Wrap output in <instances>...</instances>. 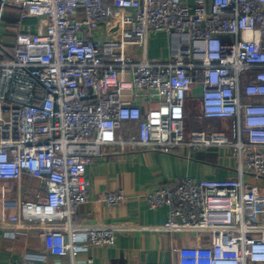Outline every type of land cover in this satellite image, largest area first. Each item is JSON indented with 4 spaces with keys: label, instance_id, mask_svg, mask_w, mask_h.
Masks as SVG:
<instances>
[{
    "label": "built area",
    "instance_id": "2783aa9c",
    "mask_svg": "<svg viewBox=\"0 0 264 264\" xmlns=\"http://www.w3.org/2000/svg\"><path fill=\"white\" fill-rule=\"evenodd\" d=\"M8 9L18 17L3 40ZM23 19L35 27H20ZM111 19L117 39L101 35ZM152 31L171 37L167 57H146ZM131 44L143 46L141 58L127 53ZM188 105L197 113L189 131ZM214 119H229L230 132L204 126ZM125 122L136 134L120 133ZM104 145L229 148L235 176L147 189V206H165L167 219L127 226L206 234L175 248L177 264H264V191L243 180L264 178V0H0V179L20 184L26 174L44 189L0 216L3 236L36 231L42 240L20 264L115 243L122 224L73 221ZM123 199L122 189L105 196L110 207Z\"/></svg>",
    "mask_w": 264,
    "mask_h": 264
},
{
    "label": "crops",
    "instance_id": "0c3cea01",
    "mask_svg": "<svg viewBox=\"0 0 264 264\" xmlns=\"http://www.w3.org/2000/svg\"><path fill=\"white\" fill-rule=\"evenodd\" d=\"M27 20V21H26ZM23 19L20 27L26 25L35 27ZM113 20V21H112ZM115 19L102 24L100 31L104 38L112 39L118 29ZM14 20H6L8 28L2 27L1 37L7 40L14 33ZM108 27L107 36L103 28ZM7 35V36H5ZM115 38V39H117ZM171 37L163 32H150L147 36L145 54L149 59L165 58L171 53ZM127 53L139 59L143 56V46L127 45ZM199 94V89H193V96ZM194 112H198V100L193 98ZM188 105L185 118L186 130L193 129L195 114ZM134 122L122 124L120 133L124 136L136 134ZM209 129L230 132L229 119H214L205 122ZM102 155L93 159L86 168L87 202L82 204L73 216L76 223H111L122 224L117 229L115 243L111 246H92L86 250L77 251L71 258L45 254L35 264H72V261L82 263L92 258L93 264H177L176 247L187 245L196 239L194 232H165L147 228H129L128 224L138 226L161 225L167 219L165 206L151 209L147 206L143 193L145 190L164 184H173L184 177L193 179L233 177L236 175V160L230 155L227 147H211L192 149L181 146L174 153H163L148 148H127L121 150L116 145H104ZM243 180L258 185L264 191V178H256L246 173ZM122 189L124 199L116 206L110 207L105 202L109 191ZM44 189L35 178L23 175L20 184L10 179H0V216L15 213L14 202L20 196L23 200H35L36 193ZM126 226V227H125ZM198 241L206 242L207 235L200 234ZM42 240L36 231L19 233L11 238L3 236L0 231V264H20L26 253L37 254L42 251Z\"/></svg>",
    "mask_w": 264,
    "mask_h": 264
},
{
    "label": "rangeland",
    "instance_id": "374dc122",
    "mask_svg": "<svg viewBox=\"0 0 264 264\" xmlns=\"http://www.w3.org/2000/svg\"><path fill=\"white\" fill-rule=\"evenodd\" d=\"M17 17H18V14L14 10H11V9H8L7 10V12H6V18H7V20H15ZM34 21H35L34 19L28 20L29 23H34ZM103 32H104V35L105 36H107L108 34H111L109 32L108 27L103 28ZM112 38H117V34L116 33H115V35L113 34Z\"/></svg>",
    "mask_w": 264,
    "mask_h": 264
}]
</instances>
